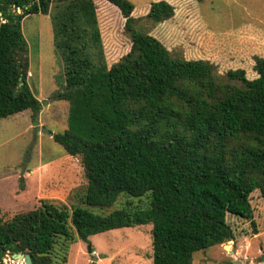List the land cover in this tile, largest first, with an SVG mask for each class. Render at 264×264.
I'll list each match as a JSON object with an SVG mask.
<instances>
[{
	"label": "trees",
	"instance_id": "obj_1",
	"mask_svg": "<svg viewBox=\"0 0 264 264\" xmlns=\"http://www.w3.org/2000/svg\"><path fill=\"white\" fill-rule=\"evenodd\" d=\"M106 1L132 40L111 66L94 0H0V119L31 110L36 122L42 110L28 82L22 20L49 14L64 62L61 98L70 102L68 127L53 139L81 157L87 179L70 204L42 198L11 217L0 207V264L8 251L55 264L60 237L89 242L147 223L153 264H194L195 252L235 239L229 214L258 232L251 195L264 197V57L254 56L248 77L244 68L221 73L208 59L173 56L133 16L131 0ZM174 13L157 0L144 17L157 25Z\"/></svg>",
	"mask_w": 264,
	"mask_h": 264
},
{
	"label": "rangeland",
	"instance_id": "obj_2",
	"mask_svg": "<svg viewBox=\"0 0 264 264\" xmlns=\"http://www.w3.org/2000/svg\"><path fill=\"white\" fill-rule=\"evenodd\" d=\"M94 1L111 66L130 51L132 40L119 8ZM131 1L133 16L173 56L208 59L221 73L244 68L248 77L256 76L254 56L264 57V0H167L175 7L174 16L157 25L144 17L157 0ZM22 30L29 49L28 82L42 110L36 122L31 110L0 119V207L6 217L38 207L42 198L70 204L72 190L87 183L81 157L66 154L53 139L68 127L70 102L61 98L64 62L54 45L50 15L26 16ZM251 202L258 232L250 220L229 214L235 239L195 252L194 264H264V197L255 191ZM8 253L4 264H25ZM55 255V264H153L152 224L111 229L89 242L60 237Z\"/></svg>",
	"mask_w": 264,
	"mask_h": 264
},
{
	"label": "water",
	"instance_id": "obj_3",
	"mask_svg": "<svg viewBox=\"0 0 264 264\" xmlns=\"http://www.w3.org/2000/svg\"><path fill=\"white\" fill-rule=\"evenodd\" d=\"M20 12H21V9H18V13H20ZM13 257L16 260L24 259L25 260V264H33L30 254H26V253H23V252H14L13 253ZM261 264H263V262H261Z\"/></svg>",
	"mask_w": 264,
	"mask_h": 264
},
{
	"label": "bare ground",
	"instance_id": "obj_4",
	"mask_svg": "<svg viewBox=\"0 0 264 264\" xmlns=\"http://www.w3.org/2000/svg\"><path fill=\"white\" fill-rule=\"evenodd\" d=\"M3 260H4V262H5V261H7V258H6V257H4V259H3ZM10 261H12V260H10ZM13 262H14V261H13ZM11 264H15V263H11Z\"/></svg>",
	"mask_w": 264,
	"mask_h": 264
},
{
	"label": "crops",
	"instance_id": "obj_5",
	"mask_svg": "<svg viewBox=\"0 0 264 264\" xmlns=\"http://www.w3.org/2000/svg\"><path fill=\"white\" fill-rule=\"evenodd\" d=\"M262 55V54H261Z\"/></svg>",
	"mask_w": 264,
	"mask_h": 264
}]
</instances>
